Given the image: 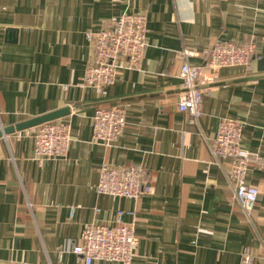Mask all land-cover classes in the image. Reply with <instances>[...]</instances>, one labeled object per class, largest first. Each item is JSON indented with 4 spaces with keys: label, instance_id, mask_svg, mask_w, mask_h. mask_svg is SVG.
Returning a JSON list of instances; mask_svg holds the SVG:
<instances>
[{
    "label": "crops",
    "instance_id": "1",
    "mask_svg": "<svg viewBox=\"0 0 264 264\" xmlns=\"http://www.w3.org/2000/svg\"><path fill=\"white\" fill-rule=\"evenodd\" d=\"M139 12L148 18L141 65L104 94L87 87L86 33ZM248 40L250 67L208 68L217 43ZM185 61L208 83L196 125L179 110ZM114 106L127 127L98 142L95 112ZM49 116L42 124H68L71 143L65 157L39 160L23 127ZM225 120L243 126L244 149L264 162V0H0V264H83L72 247L84 228L113 225L118 212L138 239L131 264H241L248 251L264 264V167L249 166L245 183L259 197L248 217L232 162L219 165L209 145ZM103 165L145 169L153 192L100 194Z\"/></svg>",
    "mask_w": 264,
    "mask_h": 264
},
{
    "label": "built area",
    "instance_id": "2",
    "mask_svg": "<svg viewBox=\"0 0 264 264\" xmlns=\"http://www.w3.org/2000/svg\"><path fill=\"white\" fill-rule=\"evenodd\" d=\"M148 18L144 13L124 14L110 27L96 33L87 32L86 39L94 43V58L85 72V85L100 93L115 85L120 71L125 67L137 69L147 49ZM254 41H226L217 43L208 53V68L217 72L222 68L236 66L250 67L256 56ZM188 59L192 51H184ZM182 91L179 95V110L189 116L191 124H199L203 115V103L207 91V80L202 77V69L191 66L187 61L180 69ZM127 112L120 106L100 108L93 117V136L98 142L118 141L127 127ZM36 141V156L39 160L65 157L70 143L71 130L68 124L45 123L33 128ZM243 126L234 120L223 121L216 137L210 142L215 161L222 165L232 162L229 182L234 196L246 216L254 211L259 189L248 186L245 179L252 163L264 167L257 154L245 150ZM98 192L125 198H139L153 192L148 175L143 168L112 167L103 165L100 169ZM138 247V239L133 228L123 223V212H118L113 225H87L80 237V243L72 247V252L83 264L106 261L112 264H131ZM254 257L248 251L241 264H253Z\"/></svg>",
    "mask_w": 264,
    "mask_h": 264
},
{
    "label": "water",
    "instance_id": "3",
    "mask_svg": "<svg viewBox=\"0 0 264 264\" xmlns=\"http://www.w3.org/2000/svg\"><path fill=\"white\" fill-rule=\"evenodd\" d=\"M53 118H55L54 116H49V117H45L43 120H36V121H33L31 123H28L27 125H25L23 127V129H28V128H34L42 123H44L45 121H50L52 120Z\"/></svg>",
    "mask_w": 264,
    "mask_h": 264
}]
</instances>
